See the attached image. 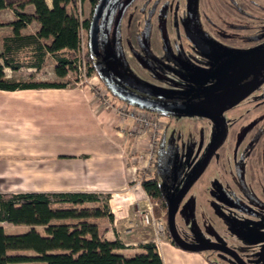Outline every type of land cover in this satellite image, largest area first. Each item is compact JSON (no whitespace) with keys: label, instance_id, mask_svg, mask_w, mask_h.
<instances>
[{"label":"rangeland","instance_id":"rangeland-1","mask_svg":"<svg viewBox=\"0 0 264 264\" xmlns=\"http://www.w3.org/2000/svg\"><path fill=\"white\" fill-rule=\"evenodd\" d=\"M143 4H146L144 8ZM149 13V54H146L136 39ZM160 13H163L171 54L176 57L180 50L184 59L162 71L164 81L153 78L141 64L150 57L163 58L158 28ZM77 16L80 20L89 19L87 1L79 5ZM101 27V58L92 59L95 70L89 74L84 60L88 39L86 32L83 33L82 59L88 75L83 85L95 95L97 92L111 105L119 106V101L112 98L99 81V77H107L120 88L129 85L165 100L193 99L209 105L224 121V141L185 194L173 217L177 237L188 247L205 244L224 247L236 254L242 264H264L260 248L264 245V79L258 80L264 70V44H261L264 41V0H114L105 9ZM51 70L52 67L46 65L43 73L37 75L43 79L47 77L48 81L78 85L73 83L78 81L75 72L56 80ZM21 75L30 82L37 81L35 77L29 78L26 72ZM14 80L24 81L25 78ZM237 98L239 100L230 104ZM156 118L164 125L161 138L173 141L178 136L175 144L181 151L179 164L183 169L180 186L197 169L207 148L217 138L218 130L210 120L200 116L172 114ZM156 133L159 134V130ZM130 136L138 140L145 138V144L137 151L126 154V158L135 163L130 167L135 171L134 180L150 178L155 156L146 162L148 140L144 135L143 138L134 133ZM239 156L244 183L260 207L249 203L237 189L233 165ZM99 200L104 201L102 196ZM98 205L84 204L77 209L89 211ZM139 206L137 211L145 209L146 201ZM133 207L138 218L135 204ZM97 220L89 218L88 222ZM74 223L69 221V224ZM136 225L142 226L138 222ZM161 225L164 229L162 219ZM1 226L7 234L27 230L7 224ZM148 228L153 239L160 236L152 226ZM36 230L41 231V228ZM200 253L212 264H233L222 251L203 250Z\"/></svg>","mask_w":264,"mask_h":264},{"label":"trees","instance_id":"trees-1","mask_svg":"<svg viewBox=\"0 0 264 264\" xmlns=\"http://www.w3.org/2000/svg\"><path fill=\"white\" fill-rule=\"evenodd\" d=\"M85 1L90 5V16L87 20H80L77 11L79 5ZM112 1L114 0H109L108 4ZM97 3L98 0H50L51 6L48 9L44 0H0V10L11 11L15 18L13 22L8 24L11 28L12 37L4 39L3 52L0 55L2 61V64H0V91L13 92L25 89L63 88L69 85L68 82L12 81L4 77L2 69L7 67L15 71L29 66H35V69H39L44 54L47 53L54 62L53 74L58 79L74 72L75 64L80 58L79 33L80 30H84L87 35L92 9ZM143 5L142 8L146 4ZM26 6L33 8L32 15L23 13ZM105 9L98 22V55L90 54L89 50L84 53L88 74L95 70L92 59L101 58V21ZM150 16L151 13L144 18L143 27L136 39L138 46L146 54H149L147 39ZM32 22L38 26L35 33L20 36L19 31ZM158 22L163 58L154 59L150 57L149 60L147 59L142 63L140 61V63L153 78L164 81L162 71L170 68L177 60L181 59L183 61L184 59L183 54H180V50L177 51L178 57L173 56L170 52L163 26V13H160ZM2 26L4 25L0 23V27ZM46 40H49L47 45L41 43V41ZM19 51L23 52L24 56H16L15 53ZM86 76H88L87 73ZM104 78L106 77H99V81L112 98L136 107L121 100L111 92L104 84ZM125 87L153 101L156 105L149 112L159 117L168 114L163 110L164 102L171 104L194 102L193 99L186 101L165 100L129 85H125ZM166 128L163 133H165ZM176 140H178L177 135L173 141L170 138H161L150 178H139L138 187L144 193L147 201L152 204V216L154 218L161 217L164 222L165 239L172 246L180 249L171 239L166 226L167 204L175 197L190 176L178 186V182L183 175V169L179 164L181 151L175 144ZM235 180L239 192L253 202L252 196L241 179L239 169L236 171ZM101 196L104 199L103 203L99 200ZM106 200L107 195L96 193H0V264L32 262L43 264H162L156 248L151 242L140 246L142 251L140 254L125 258L114 253V250L122 249V245L117 239L114 242H106L98 237L97 226L88 221L89 218L95 220L106 216ZM90 203L100 205L89 211L77 209ZM69 221H75V223L69 224ZM1 224L23 227L27 230L20 234H7ZM36 228H41V231H37ZM173 228L176 234L174 224ZM190 252L199 253L197 251ZM210 264L212 263L210 262Z\"/></svg>","mask_w":264,"mask_h":264},{"label":"crops","instance_id":"crops-1","mask_svg":"<svg viewBox=\"0 0 264 264\" xmlns=\"http://www.w3.org/2000/svg\"><path fill=\"white\" fill-rule=\"evenodd\" d=\"M44 3L50 9V0ZM23 13L32 15L33 8L26 6ZM14 20L11 11L0 10L4 25L0 27V55L4 39L12 37L8 24ZM37 28L34 22L29 23L19 35H33ZM41 43L47 45L49 40ZM15 54L24 56L20 51ZM46 65L53 70L54 62L47 53L39 69L3 67L2 72L12 81H26L21 75L26 72L37 79L31 82H58L39 78L37 74L43 73ZM52 78L59 80L54 74ZM132 130L130 120H120L114 109L105 108L85 85L0 91V193L107 195V214L94 224L101 240L114 242L118 238L122 249L114 250L115 254L128 258L140 254V246L151 242L162 264H210L204 254L175 248L166 239H153L148 227H137L133 206L146 197L134 183L130 167L135 163L126 154L137 151L145 138L133 139L129 135ZM126 231L129 235H124Z\"/></svg>","mask_w":264,"mask_h":264},{"label":"water","instance_id":"water-1","mask_svg":"<svg viewBox=\"0 0 264 264\" xmlns=\"http://www.w3.org/2000/svg\"><path fill=\"white\" fill-rule=\"evenodd\" d=\"M108 2L109 0H98V3L92 9V15L88 23V28H87L88 50L90 54L95 56L98 55V37H99L98 22ZM104 84L111 92L116 94L121 100L141 108L140 110L149 111L152 107H155L156 105L154 102L148 101L144 97H138L136 94H133L129 91H124L118 86L111 84L108 79L104 80ZM237 100H239V98H237L234 101L236 102ZM234 101H232L231 103H233ZM163 110L166 113L174 114V115L176 114V115L205 117L208 120H210L218 130L217 138L214 141H212V143L209 145L208 150L206 151L205 156L203 157L197 169L189 177V179L183 185L181 190L167 204L166 226L171 239L181 250L197 251V252H201L203 250H218L230 256H233L238 264H242L241 261L238 260L237 257L233 255L231 251L215 244H205L197 247L185 246L176 236L173 228V217L176 213L177 207L180 204L183 195L186 193V191H188V189L192 186V184L203 172L211 155L220 146V144L222 143L225 137V126L222 117L216 115L211 106L204 105L198 102L172 104V105L164 106Z\"/></svg>","mask_w":264,"mask_h":264},{"label":"built area","instance_id":"built-area-1","mask_svg":"<svg viewBox=\"0 0 264 264\" xmlns=\"http://www.w3.org/2000/svg\"><path fill=\"white\" fill-rule=\"evenodd\" d=\"M83 33L85 34L84 30H80L79 33V49H80V58L75 64V70L74 72L77 74V79L75 83H78V85H83L86 81V69H85V62L82 59V49L83 47ZM96 91V90H95ZM96 97L98 99H102L100 95L96 92ZM102 105L107 108V109H114L120 120H130L132 125H133V130L129 133V135L138 134V135H144L147 140H148V150L146 152V162H150L155 156L157 149H158V144H159V138H161L162 134V128H164V125L158 122V119L153 113H150L145 110H140L136 107L129 106L125 103L119 102V106H114L111 105L108 100L103 97ZM159 130V134L156 133V131ZM159 136V137H158ZM157 147V149H156ZM142 158V156L140 157ZM133 172L134 169H132ZM147 177V176H145ZM134 183L138 186L139 185V180H135ZM136 211L140 207L139 204H135ZM141 209V208H140ZM137 216L139 223L142 226H152L155 229L156 234H160L156 239L162 238L164 235V229L161 225V219L160 218H154L152 216V204H150L146 200V206L145 209L137 211ZM126 234L129 233V231L125 232ZM118 240V238H117ZM154 245V244H153Z\"/></svg>","mask_w":264,"mask_h":264},{"label":"flooded vegetation","instance_id":"flooded-vegetation-1","mask_svg":"<svg viewBox=\"0 0 264 264\" xmlns=\"http://www.w3.org/2000/svg\"><path fill=\"white\" fill-rule=\"evenodd\" d=\"M262 45L264 44V41H263V43H261ZM105 79H108L107 77L106 78H104V80ZM261 79H264V70L263 71H261L260 72V75H259V77H258V80H261ZM109 80V79H108ZM109 82H111V84H113L112 83V81L111 80H109ZM120 88V87H119ZM121 89H123L124 91H129V92H131V93H133V94H136L138 97H144L146 100H148V101H151L150 99H148L146 96H144V95H141V94H139L138 92H136V91H134V90H131V89H128L127 87H125L124 86V88L122 87ZM234 101V100H233ZM153 102V101H152ZM168 104V103H167ZM231 104H233V103H231ZM151 110V109H150ZM149 112V111H148ZM150 113H152V112H150ZM166 115H172V114H166ZM218 116H221V115H218ZM226 132V131H225ZM223 141H224V139H223ZM222 141V142H223ZM222 144V143H221ZM220 144V145H221ZM208 149V148H207ZM216 151V150H215ZM215 151L213 152V154L211 155V157L214 155V153H215ZM205 156V153H204V155H203V157ZM203 157H202V159H203ZM210 157V158H211ZM210 160V159H209ZM202 161V160H201ZM208 165V162H207V164H206V166ZM206 166H205V168H206ZM204 168V169H205ZM237 169H239L240 170V172H241V179L243 180V173H242V161H241V156H239L238 157V159L236 160V162L234 163V165H233V172H234V179H235V174H236V171H237ZM202 174V173H201ZM200 174V175H201ZM198 179V178H197ZM196 179V180H197ZM235 182H236V180H235ZM243 182H244V180H243ZM193 185V184H192ZM236 185H237V183H236ZM244 185H245V183H244ZM246 186V185H245ZM247 188V187H246ZM190 189V188H189ZM188 189V190H189ZM237 189H238V186H237ZM247 190L249 191V189L247 188ZM238 191H239V189H238ZM188 191H186V193H187ZM185 193V194H186ZM240 193V192H239ZM249 193H250V191H249ZM185 194L183 195V197H185ZM243 197H244V195L243 194H241ZM250 195L252 196V198H253V202L251 201V200H248L246 197H244L249 203H251L253 206H255V207H260L261 206V204L259 203V201L257 200V199H255V197L250 193ZM183 197H182V199H183ZM182 199H181V201H182ZM179 206V205H178ZM178 208V207H177ZM177 211V210H176ZM176 214V213H175ZM244 217H245V215H243ZM175 217V216H174ZM234 218V217H233ZM245 218H247L248 219V217H245ZM236 219V218H235ZM219 221V220H218ZM219 222H221V221H219ZM256 227V226H255ZM260 248H261V253L263 254L264 253V245H262V246H260ZM263 248V249H262ZM257 249H259V246H258V248ZM260 250V249H259ZM224 253V252H223ZM233 253V252H232ZM226 254V253H225ZM261 254V255H262ZM228 255V254H227ZM233 255H235L236 257H237V259L238 260H240L239 258H238V256L236 255V254H234L233 253ZM228 257H229V259L231 260V261H233V264H238L237 262H236V260L234 259V257L233 256H230V255H228ZM253 258H255V256H253ZM242 263V262H241Z\"/></svg>","mask_w":264,"mask_h":264}]
</instances>
